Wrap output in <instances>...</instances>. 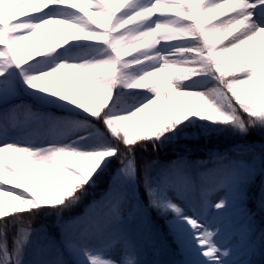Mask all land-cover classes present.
<instances>
[{
  "label": "snow or ice",
  "instance_id": "1",
  "mask_svg": "<svg viewBox=\"0 0 264 264\" xmlns=\"http://www.w3.org/2000/svg\"><path fill=\"white\" fill-rule=\"evenodd\" d=\"M193 126L240 142L152 158ZM253 131L264 137V0H0V264H147L153 212L172 264H253L251 235L226 240L234 213L248 233L264 214Z\"/></svg>",
  "mask_w": 264,
  "mask_h": 264
},
{
  "label": "trees",
  "instance_id": "2",
  "mask_svg": "<svg viewBox=\"0 0 264 264\" xmlns=\"http://www.w3.org/2000/svg\"><path fill=\"white\" fill-rule=\"evenodd\" d=\"M45 66L49 67L51 64ZM32 70L35 71L36 66H33ZM34 102L43 111L51 112L57 116L66 117L72 121H90V118L81 110L78 114L63 111L62 108H72L71 105H66L65 107L58 106L64 102L57 101L56 103L44 104L41 103L39 99ZM116 103L117 101L114 97L112 106L115 107ZM91 123L94 124L95 121H91ZM184 133L187 134L186 138L183 137ZM184 133H181V138L178 139L174 145H169L166 149L162 150L160 155L157 156L156 154H151L152 158L157 159L161 164H166L168 161L176 160L181 156L187 157L189 161L207 160L209 158V149L224 150L240 142L239 137L229 134L217 133L205 137L203 130L195 126L184 129ZM93 138H96L95 133ZM247 139L249 141H254L257 149H259L260 144L264 142V137H261L256 131L251 132ZM242 158L246 159L247 157ZM258 185L259 180H257V188ZM151 216L154 225L152 230L149 231L144 229L141 233H138V239L143 251V259L147 264H172V262L178 261L181 257L174 251L175 245L173 244L171 236L167 234V227L163 219L156 216L155 212L151 213ZM52 222V218H37L32 223V227L36 228L43 225H49ZM248 226V219L234 213L229 219L226 237L237 234L243 244H245L247 243L246 237L251 235L252 240L254 241V251H250L251 258L249 260H251L253 264H264V249H261L260 247V235L262 230H264V214H261L258 208L255 212V219L251 221V233H248L247 231Z\"/></svg>",
  "mask_w": 264,
  "mask_h": 264
},
{
  "label": "rangeland",
  "instance_id": "3",
  "mask_svg": "<svg viewBox=\"0 0 264 264\" xmlns=\"http://www.w3.org/2000/svg\"><path fill=\"white\" fill-rule=\"evenodd\" d=\"M59 58H63V57H59ZM50 67V66H49ZM63 111H66V112H72L74 114H78L80 112L79 109H76L72 106V108H68V109H64L62 108ZM88 131H93L92 129H88ZM226 240L227 241H230L231 243L233 244H243L242 240L240 239V237L237 235V234H234L232 236H229V237H226ZM251 256L250 252H249V255L246 257L247 259H249Z\"/></svg>",
  "mask_w": 264,
  "mask_h": 264
}]
</instances>
